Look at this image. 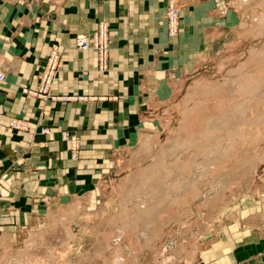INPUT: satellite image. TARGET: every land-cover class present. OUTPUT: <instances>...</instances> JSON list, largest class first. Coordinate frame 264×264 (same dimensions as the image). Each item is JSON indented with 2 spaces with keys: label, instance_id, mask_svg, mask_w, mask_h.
I'll return each mask as SVG.
<instances>
[{
  "label": "rangeland",
  "instance_id": "374dc122",
  "mask_svg": "<svg viewBox=\"0 0 264 264\" xmlns=\"http://www.w3.org/2000/svg\"><path fill=\"white\" fill-rule=\"evenodd\" d=\"M211 1L230 29L160 129L72 207L70 229L42 222L0 264H264V0L197 3Z\"/></svg>",
  "mask_w": 264,
  "mask_h": 264
},
{
  "label": "crops",
  "instance_id": "0c3cea01",
  "mask_svg": "<svg viewBox=\"0 0 264 264\" xmlns=\"http://www.w3.org/2000/svg\"><path fill=\"white\" fill-rule=\"evenodd\" d=\"M198 1L179 0L180 10L177 0L182 33L170 39L167 0H0V252L45 221L70 229L72 207L96 193L109 171L129 165L135 142L164 124L207 40L230 29L228 20L211 19L220 7ZM101 23L111 40L105 74L93 50L74 46L77 35L91 36ZM52 47L58 77L40 96ZM12 121L26 129L11 128Z\"/></svg>",
  "mask_w": 264,
  "mask_h": 264
},
{
  "label": "built area",
  "instance_id": "2783aa9c",
  "mask_svg": "<svg viewBox=\"0 0 264 264\" xmlns=\"http://www.w3.org/2000/svg\"><path fill=\"white\" fill-rule=\"evenodd\" d=\"M167 27L168 37L174 39L179 34V9L176 0H167ZM74 46L77 50L85 52L93 50L96 56L97 72L105 74L108 71L110 40L108 28L105 23L98 24L96 31L91 36L77 35L74 39ZM60 56L57 47H52L49 50L48 58L43 72L40 74V89L37 93L40 96H47L49 90L54 86L59 72ZM5 75L0 72V84H4ZM69 99V98H68ZM61 101H66L67 98H61ZM11 128L16 130L26 129L24 124L17 121H12ZM66 140L67 136L63 135ZM72 151L76 150V139L68 138Z\"/></svg>",
  "mask_w": 264,
  "mask_h": 264
},
{
  "label": "bare ground",
  "instance_id": "6f19581e",
  "mask_svg": "<svg viewBox=\"0 0 264 264\" xmlns=\"http://www.w3.org/2000/svg\"><path fill=\"white\" fill-rule=\"evenodd\" d=\"M225 124V123H224ZM175 144V143H174ZM167 149V148H166ZM172 150V149H171ZM166 152V151H165ZM160 167V166H159Z\"/></svg>",
  "mask_w": 264,
  "mask_h": 264
}]
</instances>
